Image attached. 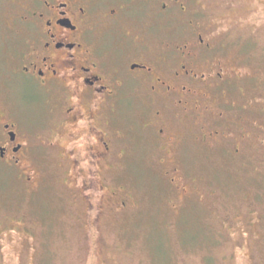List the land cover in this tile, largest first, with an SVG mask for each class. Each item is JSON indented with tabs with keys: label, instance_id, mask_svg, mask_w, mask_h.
<instances>
[{
	"label": "rangeland",
	"instance_id": "1",
	"mask_svg": "<svg viewBox=\"0 0 264 264\" xmlns=\"http://www.w3.org/2000/svg\"><path fill=\"white\" fill-rule=\"evenodd\" d=\"M202 2L191 20L222 35L232 77L209 97L212 110L175 129L202 123L230 137L186 140L182 158L160 165L135 113L113 115L122 134L101 179L129 199L99 218L90 204L107 189L82 193L83 174L58 151L34 154L29 182L0 163V264H264V0H237L229 11ZM173 27L178 40L184 27ZM174 168L185 194L163 177Z\"/></svg>",
	"mask_w": 264,
	"mask_h": 264
},
{
	"label": "flooded vegetation",
	"instance_id": "2",
	"mask_svg": "<svg viewBox=\"0 0 264 264\" xmlns=\"http://www.w3.org/2000/svg\"><path fill=\"white\" fill-rule=\"evenodd\" d=\"M205 1L227 11L237 2ZM203 8L202 0H0V163L29 182L34 154L58 151L83 174L82 193H100L122 134L117 113H135L160 165L182 158L186 140L230 137L202 123L175 129L212 110L209 97L232 77L222 35L191 20ZM127 155L123 147L117 158ZM163 177L185 194L178 168ZM121 193L107 189L90 212L125 211Z\"/></svg>",
	"mask_w": 264,
	"mask_h": 264
}]
</instances>
